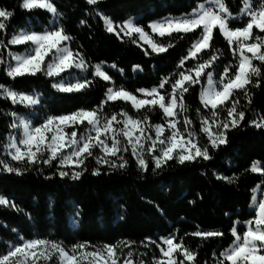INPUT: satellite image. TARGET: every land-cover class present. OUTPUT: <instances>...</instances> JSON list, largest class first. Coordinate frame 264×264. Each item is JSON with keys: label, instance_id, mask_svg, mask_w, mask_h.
<instances>
[{"label": "snow or ice", "instance_id": "6c2138e0", "mask_svg": "<svg viewBox=\"0 0 264 264\" xmlns=\"http://www.w3.org/2000/svg\"><path fill=\"white\" fill-rule=\"evenodd\" d=\"M84 2L103 20L105 31L120 42H126L127 37V42L143 48L138 42L143 40L151 49L150 52L144 49L145 56L159 55L175 46L171 39L168 43L153 40L146 28L160 37H172L175 33L177 38L184 39L187 34H192L187 54L180 58L176 70L162 76L157 85L129 91L123 85H115L113 77L102 67L103 61L90 65L82 51L71 47L74 38L62 25L57 26L55 18L63 14L54 0H22L20 8L46 10L53 20L43 31L22 29L13 32L10 38L8 29L15 9L0 7V49L28 46L23 53L9 49L7 58L0 52V71L7 78L17 81V78L43 76L50 79L53 89L69 94H82L90 89L96 78L106 82L104 99L95 107H81L62 114L45 113L38 120L35 117L38 116L37 106L42 103L40 93L17 91L10 84L0 83V99L31 109L34 117L29 119L12 109L4 113L11 119L10 131L3 144L5 155L0 157V172L22 176L32 168L42 171L48 166L56 169L53 175L60 179L77 181L88 171L86 161L89 158H94L98 165L92 169V175L99 176L102 165L112 170H125L129 165L126 154H130L141 173L151 170L156 174L170 166V162L187 166L212 160L215 150L229 144V133L245 124L264 131V111L247 119L246 111L239 107L242 97L247 101L248 111H255L251 107L255 95L252 88L264 91V0H240L236 12L231 10L227 0H200L190 13L164 17L146 26L134 18L116 24L100 8L103 0ZM80 23L83 25L87 21ZM216 35L223 37L232 55V60L224 64L220 73H217V67L223 63L224 51L214 47ZM90 66L92 71L89 73ZM108 67L124 75V70L115 63ZM138 69L142 71L139 64L133 66V71ZM197 85H200V104L208 110L196 109L199 131L185 114L189 110L185 94H191ZM116 101L130 103L136 115L124 107L109 114L106 105ZM157 110L161 113V123L151 122L149 113ZM224 112L227 115L220 119ZM201 134L206 137L204 143H200ZM246 171L264 175V164L253 161ZM213 175L228 183L238 179L215 172ZM252 191L250 218L243 221V230L239 220L233 222L231 244L213 252L211 264H264V181ZM258 192L262 194L257 196ZM0 205L16 207L5 196H0ZM75 214L79 215V212ZM12 231L16 233L15 240H0V246L5 249L0 251V264H149L143 259L136 260L133 251L136 241L122 240L102 247L83 241L69 248L57 240L26 239L17 229ZM184 235L206 240L223 237L224 233L203 231L197 226L196 231ZM140 245L144 248L151 245L159 250V256L150 258L151 264H201L198 251L188 247L184 237L174 233L160 236L158 240L146 237ZM146 255V252L140 253L141 257ZM204 264L209 261L205 260Z\"/></svg>", "mask_w": 264, "mask_h": 264}, {"label": "trees", "instance_id": "16d2710c", "mask_svg": "<svg viewBox=\"0 0 264 264\" xmlns=\"http://www.w3.org/2000/svg\"><path fill=\"white\" fill-rule=\"evenodd\" d=\"M198 2L200 0H103L100 8L116 24L134 18L146 26L164 17H179L190 13ZM20 3L22 0H0V7L15 9L8 29L9 38L13 32L18 33L22 29L43 31L51 26V13L42 9L24 10L19 7ZM54 3L63 14L55 18L57 26L62 25L74 38L71 47L82 51L90 65L103 61V68L113 77L115 85H123L129 91L157 85L162 76L176 70L177 63L187 54L192 42L189 38L192 34H187L184 39L177 38L175 33L172 37H160L146 28L153 40L168 43L171 39L175 46L165 53L145 56L144 49L151 51L147 46L138 47L127 42V37L126 42L122 43L113 34L106 32L103 20L91 12L84 0H54ZM227 4L236 12L240 0H227ZM81 20L87 23L81 25ZM26 47L9 46V49L23 53ZM214 47L224 51L223 63L217 67V73H220L224 64L232 60V55L223 37L219 35L215 36ZM9 49H0L5 58ZM200 55L204 56V53ZM113 63L124 70L123 76L108 67ZM136 64L141 66L142 71H133ZM91 71L90 66L89 73ZM76 74L80 75L78 72ZM88 78L92 79L91 75ZM0 83L10 84L17 91L35 90L40 93L42 103L36 109L37 120L43 118L45 113L62 114L81 107H95L104 99L106 90V82L96 78L90 89L82 94L61 93L50 86L49 78L23 77L12 81L2 71ZM199 89L200 85H197L195 91L190 90L191 94H185L189 106L185 114L193 120L197 131L200 120L196 109L199 107L204 112L208 111L200 104ZM252 92L255 95L251 107L255 111H248L247 101L242 97L240 99L239 107L246 111L247 119L264 111V91L252 88ZM122 107L136 115L131 105L123 101L108 103L106 111L111 114L119 112ZM10 109L18 110L29 119L34 118L31 109L0 99V157L5 155L3 144L10 131L8 124L11 118H6L4 113ZM149 115L151 122L161 123L158 110ZM226 115V112L221 113L220 119ZM83 127L80 126L81 130ZM205 141L206 137L201 134L200 143ZM96 151L99 152L98 149ZM126 155H129V165L125 170H112L102 165L99 166L102 169L99 176L92 175V169L98 165L94 158H89L86 161L88 171L77 181L60 179L58 175H53L56 169L48 166H44L42 171L32 168L22 176L0 172V196L7 197L16 205L15 208L0 205V240H15L16 233L12 231L15 228L26 239L49 238L69 248L83 241L98 247L122 240L136 241L133 245L136 260L143 259L151 264L150 258L153 255L159 256V250L151 245L144 248L140 242L146 237L158 240L160 236L174 233L184 237L186 245L198 251L201 264L205 260L211 264L213 252L231 244L233 238L230 228L233 222L239 220L243 230V221L250 218L252 190L264 181V175L246 171L253 161L264 164V131L246 124L229 133V144L215 150L210 161L187 166L170 162V166L153 174L151 170L141 173L135 159L130 154ZM214 172L238 179L233 183L217 180ZM46 176L51 178L46 179ZM197 226L203 231L223 232L224 236L204 240L184 235L196 231ZM4 250L0 246V251ZM145 252L147 255L141 257L140 253Z\"/></svg>", "mask_w": 264, "mask_h": 264}, {"label": "rangeland", "instance_id": "374dc122", "mask_svg": "<svg viewBox=\"0 0 264 264\" xmlns=\"http://www.w3.org/2000/svg\"><path fill=\"white\" fill-rule=\"evenodd\" d=\"M150 31H151V30H150ZM151 33H152V32H151ZM152 34L159 36L158 33H152ZM138 41H139L140 44L145 45V43H144L143 40H138ZM13 46H19V45H13ZM102 67H103V66H102ZM109 103H111V102H109ZM129 104H130V103H129ZM152 135L154 136V132L152 133ZM257 173H258V172H257ZM257 196H259V192L257 193ZM242 227H243V225H242ZM89 250H91V249H89ZM85 264H87V262H85Z\"/></svg>", "mask_w": 264, "mask_h": 264}, {"label": "crops", "instance_id": "0c3cea01", "mask_svg": "<svg viewBox=\"0 0 264 264\" xmlns=\"http://www.w3.org/2000/svg\"><path fill=\"white\" fill-rule=\"evenodd\" d=\"M43 10V9H42ZM46 11V10H45ZM145 46H147L149 49H150V47L147 45V44H145ZM151 50V49H150ZM255 174H258V175H261V173H255ZM262 193H259V196L261 195Z\"/></svg>", "mask_w": 264, "mask_h": 264}]
</instances>
